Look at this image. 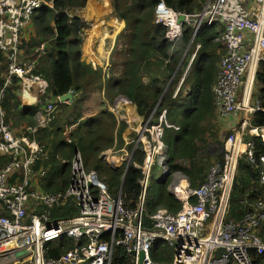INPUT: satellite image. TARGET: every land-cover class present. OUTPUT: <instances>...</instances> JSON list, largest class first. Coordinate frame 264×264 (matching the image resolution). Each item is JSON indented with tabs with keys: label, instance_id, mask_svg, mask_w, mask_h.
Returning a JSON list of instances; mask_svg holds the SVG:
<instances>
[{
	"label": "built area",
	"instance_id": "1",
	"mask_svg": "<svg viewBox=\"0 0 264 264\" xmlns=\"http://www.w3.org/2000/svg\"><path fill=\"white\" fill-rule=\"evenodd\" d=\"M44 5L54 7L49 0H0V48L8 64L6 83L0 90V148L5 149L0 157L7 158H0V264H110L116 245L126 248L133 264H256L255 255L262 257L260 264H264V241L260 236L264 201L239 222L227 219L229 194L242 156L238 134L234 143L228 144V140L235 135L227 140L224 162L210 167L202 185L194 188L181 177L175 180L171 188L182 203L177 212L160 208L151 214L147 210L145 192L152 166L158 162L163 176L170 171L164 147L149 138L147 126L138 132V144H142L146 159L143 165H137L144 175L140 180L144 190L135 207H130L121 193L111 194L96 171L85 169L80 157L74 161L73 177L65 191L38 190L35 178L30 182L41 149L31 137L37 127L29 125L24 133L14 131L6 123L2 103L7 86L19 79L23 82L21 90L26 88L19 92L22 97L31 89L40 93L36 99L43 104L37 115L39 124L45 126L56 116L60 97L47 93L50 81L35 70L34 59H21V32ZM66 13L74 17L71 8ZM180 14L164 0L157 5L156 23L167 26L166 35L171 40L182 35ZM191 16H199L200 22L204 20L208 25L224 23L221 39L227 49L215 85L218 118L241 110H263L252 94L257 67L264 61V0H208L200 13L187 14L185 20L189 22ZM104 70L109 78L111 67L107 65ZM120 102L127 104L125 96H118L115 105ZM252 132L264 137V126ZM248 156L253 159L252 151ZM261 161L260 179L264 183V156ZM16 168L26 173L22 183L18 182L19 176L14 182L8 180V174ZM45 171L40 169L39 173ZM69 199L75 203L77 213L53 221L47 208ZM65 238H72L74 246L59 256H47L49 245ZM159 242L174 251L169 263L152 258Z\"/></svg>",
	"mask_w": 264,
	"mask_h": 264
},
{
	"label": "trees",
	"instance_id": "2",
	"mask_svg": "<svg viewBox=\"0 0 264 264\" xmlns=\"http://www.w3.org/2000/svg\"><path fill=\"white\" fill-rule=\"evenodd\" d=\"M50 1L53 2V8L44 5L34 12L32 20L36 27V38H33L28 45L23 43L21 48L30 54L35 52L34 48L40 47L43 43L48 44L37 65V72L42 73L50 81L49 92L52 96H62L70 90H75L79 94L72 104L76 112L91 87H103L102 73L81 59L83 42L81 30L87 25L79 17H70L66 13L67 8L73 10L84 8L87 0ZM165 1L177 12L195 14L202 9L205 0ZM158 2L159 0H113L117 15L125 20L126 27L117 39L111 58L113 71L111 69V76L105 83L107 96L110 99L118 95L127 96L137 105L141 116L148 118L156 109L147 132L153 140L168 147L170 172L159 187L147 191V210L151 214L155 213L159 206H164L172 212L179 210V201L168 190L174 173L181 172L193 187H198L206 181L210 167L216 161L212 162L217 155L211 153L208 145L216 138L219 131L213 86L218 72L217 63L221 58L218 49L224 52L223 46L214 42L217 33L202 30L197 37L202 43L198 59L175 96L183 76V69L177 72L176 70L190 43L193 29L191 25L185 24L183 38L172 44L166 38L167 27L155 23V8ZM36 54H41V49ZM7 67L4 52L0 48V90L6 83L4 73ZM145 77L149 81H145ZM18 89L15 80L7 86L5 92L2 106L9 117L20 106ZM254 97L259 100L263 110L256 111L251 117L254 124L264 125V61L259 64L256 72ZM89 122L90 120L83 122L85 125H81L77 132L83 136L78 141L79 150L87 167L95 169L99 178L108 184L113 194L117 195L125 166L118 170L109 169L98 159V154L114 138L108 131L114 123L110 122V125L102 127L97 120H94L93 124ZM126 127V124H122L119 129L120 145L121 142L123 143L122 135ZM73 137L76 141L75 136ZM215 142L219 143V137ZM132 146L133 144L130 147ZM255 146L257 161L255 165L243 155L239 160L229 212V218L236 221L241 220L248 210L246 204L249 201H258L259 198L264 200V185L260 181V156L264 154V143L255 138ZM73 147L75 146L72 145ZM137 149L138 152L133 160L142 162L144 159L142 145ZM222 155L221 149V153H218V161L222 160ZM51 161L54 167L58 165L54 155ZM221 162H224V159ZM64 170L68 176L70 167L65 166ZM64 170L61 169V173ZM141 175V170L131 164L123 187V196L130 207H135L141 193V186L138 183ZM65 181L66 178L63 179V182ZM64 186L66 185L60 188L63 189ZM47 187L51 189L48 185ZM54 212L59 217L71 216L66 208L55 209ZM73 212L76 213L75 210ZM260 235L264 238V223ZM71 246V240H63L54 246L49 255L59 256ZM154 258L169 263L173 255L170 251H167V256L164 252H157ZM255 258L256 264H260L262 257L255 255ZM111 264H131V256L124 246L114 247Z\"/></svg>",
	"mask_w": 264,
	"mask_h": 264
},
{
	"label": "crops",
	"instance_id": "3",
	"mask_svg": "<svg viewBox=\"0 0 264 264\" xmlns=\"http://www.w3.org/2000/svg\"><path fill=\"white\" fill-rule=\"evenodd\" d=\"M207 1L208 0L203 1L202 9L196 13H200L204 9ZM160 2H161V0H159L157 5ZM164 2L167 5L165 0H164ZM92 5L94 6V9L90 8ZM157 5H156V8H157ZM156 8H155V18H154L155 23H156ZM169 8H171V7H169ZM82 9H83V13H84V17H85L86 21H84L81 18V15H74L73 14V11H78V13H80L81 9H76V10L72 9V14L74 16L79 17L81 19V21L87 25L86 27H84L81 30L82 38L85 40L84 41L85 48H83L85 57L89 58V57H91V56L93 57L95 55V56H97V58L103 59L101 61L99 60L98 63H95L93 61L89 62V64L92 67H94L95 70L100 71L102 73L103 87L102 88H97L96 86L91 87L89 92H87L85 95V99H84L83 104H81L80 109H76V112L73 110L72 104H73L75 98L79 94H77L76 92L74 93L73 101L67 100V101L63 102L59 98V103H58V107L56 110V116L52 121L48 122V124L45 126H41L39 124V120L37 118L38 112L41 110L42 105H43L42 102L38 103L35 98H29L27 95L22 97V94H18L19 100H20V106L18 107V110L15 109L14 112L12 113V115H10V117H9V114L4 109L6 111V113L8 114V117L6 116V123L9 124L11 126V128L14 130L15 127L13 126L12 123L15 121L16 122L15 125L18 127V129L15 128V130H17L18 132L22 131L21 133L26 132L23 130H25L26 127L29 125H34L35 127H37V131L31 137H33L37 142L40 143L41 149L38 152L39 158H38L36 164L32 166V172H31V178L32 179L30 182H32L35 178L34 184H35L36 189L43 190V191L50 192V193L62 192V191H65L69 187L71 180H72V177H73L74 161L76 159H79V157H80L85 169L93 170V169H89L87 167L85 160H84V157H83V154L79 150V147H78V141H80L83 136L78 134L77 132H79L80 126L84 124L83 122L90 120L89 124H93L94 120H97L98 123L102 127L103 126L106 127L107 125H110V122L114 123V126H112L108 129V131L110 132L111 135L114 136V138L112 139L111 143L109 145L106 144V146L103 148V150L98 154V159L101 160V163H103V165L107 166L109 169L111 168L113 170H118L119 168H123V166H125L124 171H123V176H122L121 187H120V190L118 191V194H117V195H119L121 193L122 197H124L123 196V187H124L125 177H126V174L129 170V167L131 166V164H133V166L135 168L141 170L142 175L138 180V183L141 186V193L139 195V198H140L142 195V192L144 190V187L141 185L140 180L142 179V177L144 175L142 173L141 167H139L137 165H143L144 164L145 159H146V153L143 150L144 151V159L142 162L134 161L133 158L138 152L137 148L140 145H142L140 143L138 144V132L142 127H145V126H147V129H148L149 124L153 120L156 109H154V111L150 114V116L148 118H145L144 116H141L139 114L137 105L130 98H128L125 95H121V96L127 97L131 101L132 107L130 109H127L126 111L121 112V113H115L113 111L112 107L115 106L116 98L120 95L114 97L113 99H110L107 96L106 85H105L106 80H107V72L104 70V67L109 65L113 71V63L111 61V58L113 56L114 49H115L116 44H117V39H118L120 33L126 27V22H125V20L120 19L119 16L117 15V12H116L115 7L113 5V0H87L86 6ZM89 10H92L93 13L89 14L88 13ZM180 13L185 14V17L187 15L186 13H183V12H180ZM189 15H193V14H189ZM181 23H182V35L180 37H178L175 40H171L166 35V38L172 44H174L183 38L185 24L191 25V27L193 29V35H192V38L190 40V43L187 46V48L185 49L183 56H182V59H181V62L179 64V67L176 70V72H177L179 69H183V76L179 82V85H178L177 90L175 92V96L178 93V91L180 90V88L182 87L186 76L191 72L192 65L198 59L199 53H200L201 48H202V43L197 40L199 33L202 30L213 31V32L217 33L216 37L214 38V42L218 43V45H222L224 48V52H222L221 50L218 49V52H219L221 58L219 59L220 61H218V63H217L218 72H217L216 80H215V83L213 86V93L215 96V105L217 108L215 85H216V81H217V78H218V75L220 72L221 59H222V57H223V55L227 49V43L221 39L223 31H224V27H223L224 23L222 21H219V22L213 23L212 25H208V23L204 20L200 22L199 16H195V17L191 16V17H189V22H187L185 20ZM156 24H162V23H156ZM162 25H164V24H162ZM107 26H111V28L106 29L105 27H107ZM165 27H167V26H165ZM85 28H87V29H85ZM88 29H89V33L86 35V38H85L84 32ZM167 30H168V28H167ZM166 34H167V31H166ZM33 38H36V27H35V24L32 20V24L29 25L21 34V37H20L21 46L23 43L25 45H28L32 41ZM102 39H103V42H102ZM107 40L109 42V46H108L109 50L99 51V47L100 48L101 47L102 48L107 47V45H106ZM40 47L34 48L35 52L34 53L31 52L30 54H27V52H25V50L21 48L22 59H25V60L28 58L34 59L38 65L39 60H40L42 54L44 53L45 48L48 47V44L43 43ZM40 49H41V54H36L39 52ZM185 62H187V64H185ZM258 67H259V65H258ZM258 67H257V69H258ZM112 71H111V73H112ZM144 79H145V81H149V79L147 77H145ZM255 91H256V76H255V83H254L253 94H252L253 99H257L256 97H254ZM95 92H99L100 102H102V104H100L99 106H96L95 108L93 107L91 110L88 111L86 108L87 104H86L85 100L89 101L91 95ZM188 92H189V90H187V93ZM247 92H249V90L246 91V94H247ZM240 96H241V94H240ZM249 103H252L251 96L249 99ZM259 104H260V102H259ZM117 105H120V103H118ZM31 112H32V115L29 116ZM105 112H108L110 114L105 115L104 114ZM252 114L253 113L249 112L248 110H241L236 115H230V116H227V117H224V118L218 120L219 135L220 136H219V146L217 147V151L215 150V153L217 155L216 159H214V160H216L215 162L223 161V159L225 157V153H226L225 144L231 136H233L237 133L241 139V150H240L241 155H243V157H249L248 151H252L253 159L250 158L251 159L250 161L253 165H255L257 163L256 158H255V155H256L255 138L260 139L264 143V137L261 135V133H253L252 130L255 128H257V129L261 128L264 125L254 124L253 118L251 117ZM89 124H86V126H89ZM122 124H126L127 127H126V129L122 135L123 143L121 142V145H120L119 129L122 126ZM221 131H223L222 134H220ZM80 133H82V132H80ZM147 134H148V132H147ZM73 136H75L76 141H75ZM148 136L153 142L158 143L164 147V149L166 151V155H167V162L166 163H167L169 170H170L168 147L162 143H159V142L153 140L149 134H148ZM132 144H133V146L130 147ZM72 145H74L75 147L72 148ZM213 147H214V145H213ZM142 149H143V147H142ZM221 149L223 152L222 160L218 161V153L219 152L221 153ZM244 149L245 150L247 149V152L244 151ZM53 155H54L56 162L58 164L56 167L53 166L52 161H51ZM65 155H68V156H65ZM262 156H264V154H261V156H260V163L262 162L261 161ZM0 158L3 161L5 159H7V158L2 157V156ZM241 158H242V156L238 159V167H237L236 173L239 170V160ZM65 166L70 167V174L68 176H66V173L64 170ZM40 169H43L46 171L44 173H39ZM61 169L64 170L63 173H61ZM16 170L18 172L13 171L12 174H8V180L10 182H14L16 176H19L18 182L22 183L24 180V176L26 177V173H25L23 168H21V169L16 168ZM94 171H95V169H94ZM96 173H97V171H96ZM236 173H235V176H236ZM97 175H98V173H97ZM166 175H168V174H166ZM166 175L162 176V178L160 180V184L167 177ZM150 176H151V174H150ZM235 176L233 179L232 188L234 186ZM178 177L183 178L184 180L189 182L190 185H191V183H190L189 179L184 174H182L181 172H177V173L173 174V179H172V181L168 187V190L179 201V203H180L179 210H180L182 207V203L179 200V198L176 196V194L172 191V188H171V186L174 184L175 180ZM65 178H66V181L63 182V179H65ZM260 181H261V179H260ZM261 183L264 185V183L262 181H261ZM47 185L49 187H51V189H49L47 187ZM63 185H66V186H64V188L61 189L60 187H62ZM147 191H148V186H147L146 192H145L146 201H147ZM231 191H232V189H231ZM111 194H113V193L111 192ZM113 195L117 196L115 194H113ZM139 198H138V200H139ZM230 198H231V194H229L228 213L230 212V200H231ZM72 201L73 200L69 199L65 202L59 203V205H53L52 207L47 208L51 213L52 220L56 221L58 218H64V217H59L54 212L55 209L63 210L64 208H66L70 211L69 212L70 215L76 214L77 209H76L75 203ZM259 201H264V200H258V201H253V202L249 201L246 204L248 206V210L246 211V213L244 214L242 219L245 217V215L248 212L251 211V209H250L251 204L256 205ZM160 208H166V207L159 206L156 209V211ZM166 209H168V208H166ZM73 210H75L76 213L73 212ZM168 210H170V209H168ZM179 210H177V211H179ZM31 218L32 217L30 216V219ZM227 219L232 220L234 222H239L242 220L241 219L239 221H236V220L230 219L228 217H227ZM263 223L260 226V231L262 230ZM261 238L264 241V238L262 236H261ZM66 239L72 241V246L69 249H65L63 247L65 249V251L70 250L74 246L73 245L74 240L72 238L71 239L65 238L63 240H66ZM63 240H59L57 242L51 243L49 245L48 250H47V256L51 257L49 255V253L51 251H53L54 246L56 244H58L59 242H61ZM167 251H170L174 257L173 249L169 245H164L163 242H159L158 245L153 249L152 258L154 260H156L154 258V255L157 252H164V255L167 256ZM52 257H54V256H52ZM112 258H113V255H112ZM111 263H112V259H111L110 264ZM131 264H133L132 256H131Z\"/></svg>",
	"mask_w": 264,
	"mask_h": 264
},
{
	"label": "rangeland",
	"instance_id": "4",
	"mask_svg": "<svg viewBox=\"0 0 264 264\" xmlns=\"http://www.w3.org/2000/svg\"><path fill=\"white\" fill-rule=\"evenodd\" d=\"M112 3V2H111ZM91 9H94V6L92 5L91 7H90ZM89 14H91V13H93V11L92 10H89V12H88ZM73 14L74 15H81V18L84 20V21H86V19H85V17H84V13H83V9H81V12L80 13H78V11H73ZM28 27V26H27ZM27 27H25V28H23V31L27 28ZM88 28V27H87ZM87 28H85V29H87ZM106 29L107 28H111V26H107V27H105ZM22 33V32H21ZM89 33V29L88 30H86L85 32H84V37L86 38V35ZM84 39H83V42H82V45H81V59L83 60V61H85V62H87V63H89V62H91V61H93V62H95V63H98L99 62V60L101 61V60H103V59H100V58H97V56H91V57H89V58H87V57H85V55H84V50H83V48H85V45H84ZM102 42H103V39H102ZM101 43V42H100ZM3 45L7 48V44L3 41ZM106 45H107V47L106 48H100L99 47V51H104V50H109L108 49V46H109V42H108V40H107V42H106ZM5 54V53H4ZM21 59H22V57H21ZM22 60H25V59H22ZM36 71H37V69H35ZM7 74L8 73H4V77L6 78L7 77ZM8 76H10V72H9V75ZM15 77H16V75H15ZM22 80H19L18 79V82H17V84L19 85V87H20V85H22ZM3 88V87H2ZM1 88V89H2ZM26 90V88H23L22 87V90H21V87L17 90V92H20V93H23L24 91ZM70 91H72V90H70ZM89 92V91H88ZM47 93H49L50 94V92L49 91H47ZM25 94H27V96L29 97V98H35V99H39V95H40V93L39 92H37L36 91V95H35V93H34V89H31V90H29V91H27ZM240 94H241V89L239 90V93H238V96H237V98H239L240 97ZM60 97V96H59ZM126 99H127V104L126 105H124V104H121V102H120V105H115L114 107H112V109H113V111L115 112V113H121V112H123V111H126L127 109H130L131 107H132V104H131V102L129 101V99L127 98V97H125ZM88 99V98H87ZM85 102H86V104H87V106H86V108H87V110L89 111V110H91L93 107L95 108L96 106H99L100 104H102V102H100V97H99V92H95V93H93L92 95H91V97H90V99H89V101H87V100H85ZM3 104V103H2ZM3 107V106H2ZM3 110H4V107H3ZM5 111V110H4ZM5 113H6V111H5ZM32 115V112L30 113V115L29 116H31ZM6 116L8 117V114L6 113ZM15 121L12 123L13 124V126L16 128V129H18V127L15 125ZM13 127V128H14ZM15 128H14V130H15ZM221 129V128H220ZM16 132H18L17 130H15ZM222 132L223 131H221L220 132V134H222ZM237 134V133H236ZM236 134H235V136L234 137H232L231 139H229L228 140V144H230V143H234V140H237V138L238 137H236ZM220 135H219V131H218V133H217V136H216V138L214 139V140H211L210 141V143H209V145H208V147L209 148H211V153H213V154H216L215 153V150L217 151V147L219 146V143H214V141L219 137ZM221 139V138H220ZM241 140V139H240ZM213 145H214V147H213ZM3 150H5L4 148L2 149V148H0V151H3ZM214 161V158H213V160H212V162ZM15 172H18L17 170H15ZM162 176H163V172H162V167L157 163V162H155V164L153 165V167H152V171H151V176H150V178H149V182H148V190H151L152 188H154V187H159V184H160V180H161V178H162ZM172 187V186H171ZM232 190H233V188H232ZM232 192V191H231ZM231 192H230V194H231ZM262 198H259V200H261ZM264 204V203H263ZM227 206V205H226ZM256 207V205H254V204H251V207H250V209L251 210H254V208ZM227 217L229 218V213L227 214Z\"/></svg>",
	"mask_w": 264,
	"mask_h": 264
},
{
	"label": "water",
	"instance_id": "5",
	"mask_svg": "<svg viewBox=\"0 0 264 264\" xmlns=\"http://www.w3.org/2000/svg\"><path fill=\"white\" fill-rule=\"evenodd\" d=\"M183 21H185V14H180L179 15V22H183ZM74 93H75V91L72 90V91H69L67 94L60 96L61 101H63V102L67 101V100L73 101ZM133 254H135V253H133ZM143 257H144V254L141 253V255H140L141 260L143 259Z\"/></svg>",
	"mask_w": 264,
	"mask_h": 264
},
{
	"label": "bare ground",
	"instance_id": "6",
	"mask_svg": "<svg viewBox=\"0 0 264 264\" xmlns=\"http://www.w3.org/2000/svg\"><path fill=\"white\" fill-rule=\"evenodd\" d=\"M108 5V4H107ZM89 12V11H88Z\"/></svg>",
	"mask_w": 264,
	"mask_h": 264
},
{
	"label": "clouds",
	"instance_id": "7",
	"mask_svg": "<svg viewBox=\"0 0 264 264\" xmlns=\"http://www.w3.org/2000/svg\"><path fill=\"white\" fill-rule=\"evenodd\" d=\"M50 1V0H49Z\"/></svg>",
	"mask_w": 264,
	"mask_h": 264
}]
</instances>
